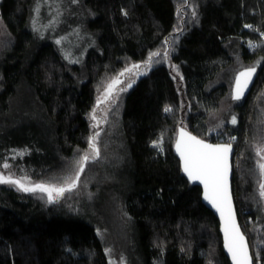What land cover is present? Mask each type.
Segmentation results:
<instances>
[{"label":"trees","instance_id":"1","mask_svg":"<svg viewBox=\"0 0 264 264\" xmlns=\"http://www.w3.org/2000/svg\"><path fill=\"white\" fill-rule=\"evenodd\" d=\"M36 1L0 0V175L62 186L76 175L72 162L85 152L90 158L76 186L52 201L0 184V264H112L105 218L116 204L130 221L123 226L128 264H231L218 218L175 154L180 125L234 145L239 221L255 264H264V0H78L97 45L73 65L31 31ZM247 39L257 47L250 50ZM235 59L258 67L255 85L245 99H233L238 122L208 135L233 89L213 84ZM137 64L149 72L96 109L105 85ZM20 93L29 96L35 120L12 115Z\"/></svg>","mask_w":264,"mask_h":264},{"label":"rangeland","instance_id":"2","mask_svg":"<svg viewBox=\"0 0 264 264\" xmlns=\"http://www.w3.org/2000/svg\"><path fill=\"white\" fill-rule=\"evenodd\" d=\"M80 8L82 7L78 0H37L32 6L29 20L31 31L34 32L39 39L50 40L56 44L64 58L72 65L83 64L86 52L97 45V40L93 37L94 35L86 31L82 22V11ZM4 33V30L1 28L0 42L5 37ZM57 41H59V43H57ZM132 66L133 65L126 68L132 69L131 72H126V69H124L122 72L125 74L123 76H117L121 83L114 84L110 92L108 91V86L109 84H112L117 77L113 78L105 85L104 89L97 97L96 109H98L99 106L108 103L112 95L115 94L116 91L128 80H138L150 70L147 66H140L138 69L132 68ZM243 68L244 65L240 63V60L235 59L233 65L227 70L226 74L222 75L213 85L223 82L232 86L237 73ZM131 85L133 86L134 83L131 82ZM231 92L224 98L219 110L212 116L207 127L208 135L221 132L228 124L234 125L231 122L233 117H235L236 123L238 122V117L233 112L234 102ZM32 109V102L29 96L20 93L17 102L12 107V115L19 120H35L33 118L34 112ZM99 126L100 121L96 118H92V127L96 129ZM229 143H231L230 140ZM261 152L264 153V151ZM258 160L262 161L260 163L262 164L264 157L262 155L260 157L258 156ZM72 165L75 167L76 164L72 162ZM88 177L83 179V188L87 187ZM83 188L81 190H84ZM84 192H87L86 189ZM97 202L101 203L98 196L94 203L96 204ZM105 207L107 206L104 205V208ZM115 210L114 214H108L107 218H105V234H107L105 236V241L110 253L111 263L128 264L131 243L129 238H127L128 236L123 231V226L129 225L130 221L126 214H124L123 209L117 204Z\"/></svg>","mask_w":264,"mask_h":264},{"label":"snow or ice","instance_id":"3","mask_svg":"<svg viewBox=\"0 0 264 264\" xmlns=\"http://www.w3.org/2000/svg\"><path fill=\"white\" fill-rule=\"evenodd\" d=\"M248 27V26H246ZM59 43V41H57ZM167 43V41H165ZM159 52L151 53L146 65L151 64L153 56H159ZM165 55H167L165 53ZM140 65H133L132 68L138 69ZM132 69H126V72H131ZM255 67L241 71L235 79V89L233 98L241 99L245 89L251 81L255 73ZM125 73L121 72L120 76ZM121 83L117 77L112 84H109L108 91L110 92L114 84ZM131 83L127 87H131ZM165 112H170L169 107H165ZM95 119V115L92 117ZM236 123L235 117L231 121ZM154 146L160 147V144L154 142ZM89 147L92 149L93 158L99 155V148L96 144V136L94 135ZM231 143L228 144H211L196 136L184 131L182 128L179 137L176 141V150L180 154L183 162V171L188 175L192 181H199L204 186V198L208 200L220 213L221 219L224 222V236L225 246L231 253L235 264H252V257L249 254L248 246L244 236L239 231L236 224L234 213L232 210L231 200L228 195V172H229V153L231 152ZM162 150V148H161ZM264 151V148L259 149ZM89 153L85 152L83 156L76 161L77 172L75 176H69L64 179L62 186L55 184H36L34 186H27L22 180L12 179L11 177H4L0 175V184L8 183L17 185L20 190L25 192L46 193L49 201L54 199V193L61 196L65 191H70L79 181V175L84 170V165L89 160ZM8 167V165H4ZM262 172H264V163L259 165ZM260 187L264 189V184ZM264 195V192H261Z\"/></svg>","mask_w":264,"mask_h":264},{"label":"water","instance_id":"4","mask_svg":"<svg viewBox=\"0 0 264 264\" xmlns=\"http://www.w3.org/2000/svg\"><path fill=\"white\" fill-rule=\"evenodd\" d=\"M248 68H252V67H246L242 70H240L237 75L241 72V71H244L245 69H248ZM256 71L255 73L253 74L252 78H251V81L250 83L248 84L247 88L245 89L244 93H243V96L241 97V99L239 100H243L245 99L252 91L254 85H255V82H256V79H257V74H258V67H255ZM236 75V77H237ZM236 79V78H235ZM234 89H235V81H234V84H233V89H232V95L234 96ZM234 99V98H233ZM236 100V99H234ZM184 129V131L188 132V133H191L192 135L196 136L198 139H202L204 140L205 142L207 143H211V144H228L229 142H212V141H209V140H206V139H203L199 136H197L196 134H194L193 132H191L190 130H188L187 128L183 127L182 125H180V129H179V134H180V131L181 129ZM179 134H178V137H179ZM177 137V139H178ZM177 141V140H176ZM232 147H231V152L229 153V172H228V195H229V198L231 200V205H232V210H233V213H234V217H235V221H236V224L238 225L239 227V231L242 233V235L244 236L245 238V241L247 243V246H248V250H249V254L250 256L252 257V264H255V260H254V257H253V254H252V250H251V245H250V242L247 238V236L244 234L243 232V229H242V226L240 224V221H239V216H238V211H237V206H236V201H235V197H234V189H233V179H234V165H233V161H234V158H235V147L234 145L231 143ZM174 150H175V154L176 156L179 158L180 160V163H181V167H182V170H183V162H182V159L180 157V154L177 152L176 150V143H175V146H174ZM86 165V164H85ZM85 165H84V168H85ZM184 172V171H183ZM82 172L80 173L79 177L81 176ZM186 178L189 180V182L192 184V185H196V186H200L202 188V200H203V203L209 208L211 209L214 214L216 215V217L218 218L219 222H220V231H221V234H222V237H223V246H224V251L226 253V255L229 257L230 261H231V264H235L234 260L232 259V255L231 253L227 250L226 246H225V236H224V222L223 220L221 219V216H220V213L219 211L217 210L216 207H214L208 200H206L204 198V186L202 183H200L199 181H192L189 179L188 175L184 172Z\"/></svg>","mask_w":264,"mask_h":264},{"label":"built area","instance_id":"5","mask_svg":"<svg viewBox=\"0 0 264 264\" xmlns=\"http://www.w3.org/2000/svg\"><path fill=\"white\" fill-rule=\"evenodd\" d=\"M247 29H248V30H252V27L249 26V27H247ZM258 34H259L260 38H261L262 40H264V32H258ZM245 44H246V46H247L250 50H252V49H254V48L257 47L258 42H257L256 40H249V39H247V40L245 41Z\"/></svg>","mask_w":264,"mask_h":264},{"label":"bare ground","instance_id":"6","mask_svg":"<svg viewBox=\"0 0 264 264\" xmlns=\"http://www.w3.org/2000/svg\"><path fill=\"white\" fill-rule=\"evenodd\" d=\"M249 27V26H248ZM253 28V27H252ZM234 162V161H233ZM233 165H234V163H233ZM235 197V196H234ZM241 224V223H240Z\"/></svg>","mask_w":264,"mask_h":264}]
</instances>
